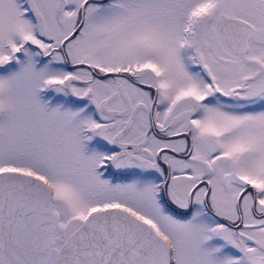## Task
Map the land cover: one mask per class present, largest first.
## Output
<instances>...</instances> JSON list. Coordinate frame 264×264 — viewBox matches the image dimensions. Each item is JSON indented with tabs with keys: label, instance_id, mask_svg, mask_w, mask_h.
I'll return each mask as SVG.
<instances>
[{
	"label": "snow or ice",
	"instance_id": "snow-or-ice-1",
	"mask_svg": "<svg viewBox=\"0 0 264 264\" xmlns=\"http://www.w3.org/2000/svg\"><path fill=\"white\" fill-rule=\"evenodd\" d=\"M0 264H264V0H0Z\"/></svg>",
	"mask_w": 264,
	"mask_h": 264
}]
</instances>
